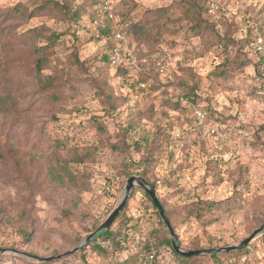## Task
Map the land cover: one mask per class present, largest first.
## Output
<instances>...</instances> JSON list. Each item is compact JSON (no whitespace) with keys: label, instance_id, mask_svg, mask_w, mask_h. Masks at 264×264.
<instances>
[{"label":"rangeland","instance_id":"obj_1","mask_svg":"<svg viewBox=\"0 0 264 264\" xmlns=\"http://www.w3.org/2000/svg\"><path fill=\"white\" fill-rule=\"evenodd\" d=\"M111 1L124 38L119 45L127 42L136 52L133 38L144 26L162 35L153 49L173 45L167 74H149L141 90L129 86L138 79L137 69L123 82L100 60L107 53V40L95 38L88 14L73 23L41 9L44 0H0V149L5 156L0 161V250L22 246L24 233H30L25 246L46 257L58 256L54 250L59 255L73 250L117 206L126 180L143 169L156 186L180 246L203 250L241 242L264 225V81H256L253 60L243 53L231 59L220 55L217 33H224V27L190 36L177 11L169 22L156 16L162 8L173 10L179 0ZM215 1L238 40L249 26L264 29V0ZM83 2L72 0V6ZM202 16L207 19L209 13ZM131 24L140 25L127 32ZM38 27L61 34L42 73L54 77V87L43 94L23 38L28 29ZM136 57L138 62L147 60ZM192 85L197 98L189 102L184 96ZM197 111L205 114L202 122L196 120ZM128 124L134 125L126 140L128 153L111 152L119 126ZM157 127L164 131L161 135ZM139 141L142 147L136 152ZM11 148L17 153L10 155ZM74 154L80 161L69 163V184H47V165ZM25 178L37 181L27 187ZM143 192L133 188L123 216L112 224L116 228L128 219L129 229L123 231L128 237L125 250L109 252L110 262L140 251L154 230L169 239ZM141 199L143 216L136 220ZM201 202L218 205L196 218L195 205L203 207ZM63 210L71 217L62 216ZM263 239L264 233L248 245L249 264H264ZM85 248L50 264H82L78 253ZM159 250L162 264H177L167 247ZM85 251L88 264L106 262ZM13 256L37 263L5 253L0 254V264H21ZM200 256L195 264H218L209 254Z\"/></svg>","mask_w":264,"mask_h":264},{"label":"trees","instance_id":"obj_2","mask_svg":"<svg viewBox=\"0 0 264 264\" xmlns=\"http://www.w3.org/2000/svg\"><path fill=\"white\" fill-rule=\"evenodd\" d=\"M99 0H85V2L82 3V5L78 6H72V0H44V2L41 5V9H49L53 10L57 13V17H62V19H66L65 21L76 23L78 20H80L84 14H88L89 23L91 25V21L94 19H98V13H97V6L99 4ZM210 0H179L174 6L173 10L170 11L169 8H162L159 11H157V15L160 19L164 17L165 22H169L172 19L174 11H177L179 14V20L181 22H184L186 25V30L189 32L190 36L198 35L200 32H203L204 30H213L217 33L218 28L224 27V33L218 34L217 33V47L220 49V55L224 56L226 59L233 57L235 54H244L247 55L245 52V47L247 44L253 39L254 37V31L253 28L248 27V30L245 32L244 37L240 38L238 40L237 38L232 36V31L234 28L231 25V21H229L226 17L221 16L222 9L221 6L217 3V9H216V15L218 18H214L212 16H209L207 19H204L202 16V13L208 10ZM18 9H22V5L19 4ZM113 12L115 14V10L113 9ZM160 12V13H159ZM26 13V11H24ZM260 14V12H258ZM258 14V15H259ZM29 15V14H28ZM27 15V16H28ZM260 16V15H259ZM159 18L156 17V20ZM249 18V16H248ZM122 20H125L124 16H122ZM163 22V23H165ZM248 22V21H247ZM112 23V22H111ZM138 25L140 24H131L127 30V32H131L133 30H136ZM92 26V25H91ZM164 27L167 25L163 24ZM93 29L96 30L97 36L95 37L97 40L103 38L107 40L106 49L107 53L102 54L100 60L107 64V67L109 66V51L111 48L115 45L114 42L110 46V40L113 41V34L114 30L111 28L110 22L107 20H102L101 23L97 26H93ZM259 34L264 39V29ZM60 33L52 32L48 30L45 27H38V28H30L23 34V38L28 46V54L32 58L31 67L33 69V76L35 79V83L40 91V93H44L45 91H49L54 87V77L52 76H44L43 77V70L48 65V57L50 55L51 49L55 46L57 43ZM162 35L159 31L153 32L152 29H148L146 26L141 27L137 34L134 36V41L137 44V50L134 53L138 56V59L146 58L147 60L145 62L139 61L137 64V74L138 79L134 81L133 84L129 85L131 88L138 89L142 82L144 81V78H146L149 74L153 75H162L158 72V63L157 61L152 57L157 51H160L162 48L171 49L172 44H163L159 45L156 49L152 48V45L159 44V41H161ZM141 45L143 47H146L147 51L143 52L141 49ZM138 53V54H137ZM112 69V68H111ZM115 73L122 79L124 82L126 77L129 75V70L126 66L123 64H119L115 69H113ZM98 72H100L98 70ZM165 74H167V71L165 70ZM105 84V83H104ZM159 87V85H156V87ZM148 88L153 89V85H148ZM141 90V89H138ZM197 88L195 85H192L188 88V93L184 96L187 101L194 102L195 98H197L196 94ZM52 97V96H50ZM110 95V108L113 107ZM2 99L0 98V106H2ZM176 105V104H175ZM177 106V105H176ZM150 115L153 113L152 107L149 108ZM96 128L98 130H103V126L98 124L96 125ZM134 128V125L128 124L125 126H119V130H117V134L115 136L116 142L111 143L109 145V150L114 153H120V154H127L128 153V146H127V137ZM104 131V130H103ZM164 131L157 127L156 133L162 134ZM142 141L144 143L147 142V138H143ZM135 151L139 152L140 147H142L141 142H137L134 144ZM14 148H11L9 150V154L12 155V153H17L13 151ZM0 149V161L5 160V156L1 152ZM80 161V158L74 154L72 158L70 159H54V163H49L47 165V171L44 181L47 184H53L58 187H66L65 183L69 184L70 179H72V175L70 174V162H78ZM147 161V160H145ZM146 164V162H145ZM142 179H144L146 182L150 183L154 188H156L154 183H151L148 180L147 172L145 169L141 170L139 173H137ZM28 177V176H26ZM25 182L27 183V187H30L35 183L37 180L31 179V178H25ZM143 196L149 200L148 196L143 192ZM203 204V207L198 208V205H195L196 209V218H200L202 214H204L206 211H210L212 209L217 208L216 203L214 202H201ZM164 214L166 218L169 220L170 224L171 221L169 219V215L164 208V205L162 202H160ZM126 208V207H125ZM119 213V215L116 217L114 224L121 216H123L124 210ZM200 209V210H199ZM2 212L0 211V214ZM25 212L23 211L21 214H19L20 218L24 217ZM62 216L66 218H70L72 213L63 210L61 212ZM128 220V219H127ZM123 221L119 223V226H116V228L111 227L102 235H100L97 239L93 240L91 243H89L85 249H83L78 255L81 256L82 264H88L86 261V249L90 250V253L96 254L98 257H100L102 260L106 259L108 256V253L110 252L111 255H117L120 254L122 251H124L123 244H125L127 240L126 234H124L123 231H127L129 229V226H127L128 221ZM5 221V220H4ZM160 224L161 221L159 220ZM264 223V222H263ZM30 237V233H24L23 239L24 242L22 246H13L15 250L27 252L29 254L39 256V257H46V255L38 253L30 248H27L25 245L26 241H28ZM127 237V238H126ZM264 240V239H263ZM161 247H167L169 253L171 254L172 258L174 257L176 259L177 264H195L197 260L201 258L200 255L198 256H192L190 258H184L178 256L171 248L170 241L166 237L164 232H160L159 230H154L152 232V240H148L145 243H143L142 247L140 248V251L137 253L128 254L125 259L117 260L110 262V259H106V262L104 264H162L159 257V252ZM180 248L185 251H196V250H202L198 247H191L186 248L183 246H180ZM213 249V248H212ZM53 255H59L58 252L55 250L53 251ZM70 256L64 257L62 260H65ZM152 256V260L146 261V259ZM242 257H249L251 259V253H250V246H247L243 248L242 250L224 253L220 255H211L210 258L215 260L218 264H239V259ZM12 258V257H10ZM14 259L21 260L19 263L21 264H50L53 263L45 262V263H30L28 261L19 259L17 257H14ZM231 260V261H229Z\"/></svg>","mask_w":264,"mask_h":264},{"label":"built area","instance_id":"obj_3","mask_svg":"<svg viewBox=\"0 0 264 264\" xmlns=\"http://www.w3.org/2000/svg\"><path fill=\"white\" fill-rule=\"evenodd\" d=\"M99 4L97 6L98 19H94L91 21L92 26H97L101 23L102 20H107L108 22H112L114 24V34L113 40L115 45L109 51V66L112 69H115L119 64H123L129 70V74L132 71L137 69L138 60L136 55L128 46L127 42H124L123 45H119V42H123L124 38L121 33V25L117 20L116 16L112 11V1L111 0H99ZM217 2L215 0H210L208 5L207 12L209 16L214 18H218L216 15ZM253 39L247 44L245 47V52L247 55L253 60V63L256 68V81H264V39L259 34L258 30L255 29ZM158 63V71L163 74L166 70V66L171 63L172 59V50L167 48H162L160 51H157L152 56ZM141 62H145L142 60ZM131 76V75H128ZM196 120L198 122H202L205 120V114L201 111L196 112ZM140 204L142 207L137 209L136 214L134 215L135 219H139V217L143 216V209L145 206V201L143 199L140 200ZM152 256H149L146 261L152 260ZM231 261V260H229ZM251 263V259L249 257H242L239 259V264H249Z\"/></svg>","mask_w":264,"mask_h":264},{"label":"water","instance_id":"obj_4","mask_svg":"<svg viewBox=\"0 0 264 264\" xmlns=\"http://www.w3.org/2000/svg\"><path fill=\"white\" fill-rule=\"evenodd\" d=\"M134 187H138L144 191V193L148 196L149 200L152 202L153 206L155 207L157 214L161 220V222L164 224L168 235H169V241L172 250L180 257L184 258H190L192 256H198L203 254H209V255H217L222 253H229L234 252L238 250H242L243 248L247 247L257 236L264 233V225L261 226L259 229L255 230L249 237L245 238L241 242L231 245V246H225L220 248H214V249H203V250H196V251H188L185 252L180 249V245L176 239V236L174 234V230L169 222V220L166 218L164 214V210L160 204V201L157 197L155 188L150 185L148 182H146L144 179H142L139 176H130L126 180V184L124 186V189L121 193V198L117 204V206L110 212L108 217L88 236H86L80 244L74 248L71 251L65 252L61 255L55 256V257H39L32 254H29L27 252L15 250L12 248H6L0 250V254L5 253H11L17 256H20L22 258H25L29 261L37 262V263H45L50 262L54 260H59L61 258L73 255L80 251L82 248L86 247L87 244L96 238H98L100 235L104 234L112 225L116 217L119 215V213L123 210L125 207Z\"/></svg>","mask_w":264,"mask_h":264}]
</instances>
